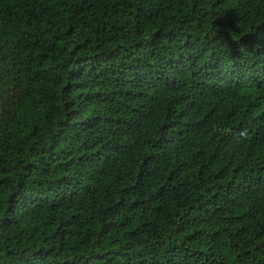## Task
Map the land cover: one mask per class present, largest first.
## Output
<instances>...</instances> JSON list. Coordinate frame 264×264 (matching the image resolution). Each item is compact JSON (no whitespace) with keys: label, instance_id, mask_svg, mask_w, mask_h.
I'll list each match as a JSON object with an SVG mask.
<instances>
[{"label":"trees","instance_id":"trees-1","mask_svg":"<svg viewBox=\"0 0 264 264\" xmlns=\"http://www.w3.org/2000/svg\"><path fill=\"white\" fill-rule=\"evenodd\" d=\"M0 264H264V0H0Z\"/></svg>","mask_w":264,"mask_h":264}]
</instances>
